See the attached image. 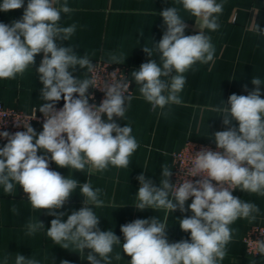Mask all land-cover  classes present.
Instances as JSON below:
<instances>
[{"label":"clouds","instance_id":"obj_1","mask_svg":"<svg viewBox=\"0 0 264 264\" xmlns=\"http://www.w3.org/2000/svg\"><path fill=\"white\" fill-rule=\"evenodd\" d=\"M178 2L198 18L200 32L185 35V20L178 9L162 10L159 15L166 31L155 43V52L161 54L160 63L149 60L131 73L140 85L142 97L154 110L181 104L179 93L186 83L184 73L197 62L208 63L214 58L211 38L201 29L215 31L219 28L218 17L214 14L222 13L223 4L216 0ZM59 3L60 0H28L20 20L10 25L0 23V79H14L17 74H23L35 64L37 54H44L36 72L43 84L41 99L45 101L39 111L46 118L39 134L30 123L23 125L24 131L14 134L0 131V137L7 140L0 148V185L8 195L20 185L33 209H46L49 215L56 217L47 229V236L56 244L64 249L74 246L82 253L89 249L87 260L90 264H112L113 259H122L119 252L114 257L109 255L114 245H121L120 238L112 230L101 231L99 217L88 206H103L99 198L101 189L93 190L90 181L79 184L73 178L62 176L50 169L49 161L80 172L90 165L89 175L93 169L104 171L109 165L129 167V157L138 143L131 135L132 128L119 126L114 118L125 115V101H131L132 97L125 96L129 84L117 82L103 89L105 98L99 105L89 103L93 80L74 78L72 71L79 66L92 72L94 65L87 55L81 57L71 46L63 47L55 42L67 41L76 30L75 24L68 27L58 24L61 12L72 11L67 0L58 8ZM23 6L24 0H2L0 11ZM143 51L152 56L153 49L143 47ZM111 60L119 63L121 58L113 55ZM251 83L257 87L248 95L232 94L225 107L215 109L224 113V125L235 120L238 128L230 127L214 134L217 149L223 151L202 148L193 156L186 177L200 176L201 179L193 182L184 178L173 185L167 166L162 167L164 179L159 186L143 174L137 177L141 187L136 194L138 203L134 206L138 210L164 209L172 213L179 209L185 212L186 201L193 197L188 205L193 215L179 219L180 229L190 232V242L169 243L167 217L165 222L153 217L122 225V251L131 257L129 264H219L232 238L229 226L238 218L255 219L252 214L258 213L259 207L232 195L233 190L240 189L264 196V99L259 89L261 80L253 77ZM62 97L64 105L57 110L55 105ZM38 150H43L44 154L38 155ZM78 186L85 206L62 221L64 213L55 210L65 205ZM13 211H17L15 207ZM42 228L41 221L29 222L27 234L32 235ZM259 252L264 253V242L259 243ZM3 264H9L7 256ZM15 264L40 262L16 254ZM61 264L69 262L64 260Z\"/></svg>","mask_w":264,"mask_h":264},{"label":"crops","instance_id":"obj_2","mask_svg":"<svg viewBox=\"0 0 264 264\" xmlns=\"http://www.w3.org/2000/svg\"><path fill=\"white\" fill-rule=\"evenodd\" d=\"M64 2L60 0L56 7L59 8ZM216 2L223 4L222 13L214 14L218 17L219 28L215 31L201 29L211 38L215 49L213 60L197 62L184 73L186 83L179 93L181 104L155 110L142 97L140 85L131 73L138 71L140 65L149 60L160 63L161 54L155 52V43L161 40L166 25L159 13L166 8L176 7L185 20V35L200 32L198 18L185 11L178 0H67L72 11L61 12L58 24L61 27L75 24L76 30L67 41L55 42L59 46H71L74 53L81 57L87 55L92 64L102 60L126 67L132 83L133 93L125 95L132 97L131 101H125V115L114 118L119 126L132 128L131 135L138 143V148L129 157V167L109 165L104 171L93 169L89 175L90 165L80 172L70 167L61 168L49 161L50 169L60 172L62 176L73 178L79 184L90 181L93 190L101 189L99 198L103 206H88L99 217L100 230H112L120 238L121 245H114L109 255L114 257L119 252L122 259H113L112 264H129L131 257L122 251L124 236L120 228L136 219L157 217L160 222H165L167 217L169 243L181 240L190 242V232L180 229L179 219L193 215L188 209L193 199L186 201L185 212L179 209L172 213L164 209L138 210L134 206L138 203L136 194L141 187L137 177L143 174L155 186H159L164 179L162 167L167 166L172 173L173 154L181 151L187 142L216 145V132L230 127L238 128L235 120L230 125H224V113L215 109L225 107L232 94L248 95L253 91L257 87L251 83L253 77L261 80L259 89L264 99V32L261 31L264 30V0ZM27 3L28 0H24V6L17 10L0 11V23L10 25L20 20ZM143 47L153 49L152 56L145 53ZM43 55L37 54L35 64L30 65L23 74H17L14 79H0V102L3 105L27 113L40 112L39 106L45 101L41 99L43 84L36 69ZM113 55L121 58L119 63L111 60ZM72 75L81 80L90 79L87 68L81 69L79 66L72 71ZM56 105H64L63 97ZM103 118L107 119L106 115ZM32 127L39 134L43 130V123L34 122ZM4 145L0 143V148ZM43 154V150H38V155ZM169 181L171 183V176ZM232 195L256 204L259 212L252 214L255 219L238 218L229 226L232 238L226 245V256L219 264H264V256L251 257L247 254L243 241L253 225L264 222V196L240 189L233 190ZM84 206V197L78 186L65 205L55 211L63 212L62 221H66L68 215ZM55 218L46 209H33L29 200L22 197L20 185L17 184L10 195L5 194L0 185V264H3L6 256L9 264H15L16 254L28 259L35 258L40 264H61L64 260L69 264H90L87 260L89 249L83 253L74 246L64 249L47 236V229ZM37 221H41L44 228L28 235L27 224Z\"/></svg>","mask_w":264,"mask_h":264},{"label":"built area","instance_id":"obj_3","mask_svg":"<svg viewBox=\"0 0 264 264\" xmlns=\"http://www.w3.org/2000/svg\"><path fill=\"white\" fill-rule=\"evenodd\" d=\"M93 65V71L90 72V79L93 80V85L89 89L90 104L95 103L99 105L105 98V92L103 89H105L106 86L117 82L129 84L125 95H131L133 93L132 83L129 79L128 70L126 67L111 64L102 60L95 61ZM55 107L57 110H59L63 106L55 105ZM45 119L46 118L41 112L27 113L18 109L6 107L0 102V131H8L10 134H14L17 131H24L25 129L23 125L30 123L32 126L34 122L43 123ZM64 135L66 137V134ZM0 143L6 144L7 140L3 137H0ZM202 148L210 149L212 151H223L221 149H217L216 145L202 144L191 141L187 142L181 151L175 152L173 154V169L171 175V183L173 185L182 182L184 178L193 182L202 178L200 176L186 177L188 175V169L192 167L193 156ZM213 183L215 184L216 182L213 181ZM21 192L22 197L28 199L27 194L23 192L22 188ZM190 198L194 199L193 197ZM243 241L246 245V252L249 256H264V253L259 252V243L264 242V222L253 225L247 231Z\"/></svg>","mask_w":264,"mask_h":264},{"label":"rangeland","instance_id":"obj_4","mask_svg":"<svg viewBox=\"0 0 264 264\" xmlns=\"http://www.w3.org/2000/svg\"><path fill=\"white\" fill-rule=\"evenodd\" d=\"M203 144V143H202Z\"/></svg>","mask_w":264,"mask_h":264}]
</instances>
